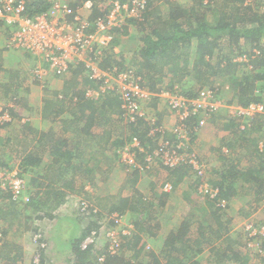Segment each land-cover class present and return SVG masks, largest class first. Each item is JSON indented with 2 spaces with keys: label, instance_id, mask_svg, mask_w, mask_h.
<instances>
[{
  "label": "trees",
  "instance_id": "1",
  "mask_svg": "<svg viewBox=\"0 0 264 264\" xmlns=\"http://www.w3.org/2000/svg\"><path fill=\"white\" fill-rule=\"evenodd\" d=\"M87 1L93 2V5L83 9ZM112 1L116 0H110L107 4L106 0H69L67 16L69 20L80 17L91 23L99 19H107L114 5ZM118 1L122 4L128 2V0ZM24 2L25 12L30 17L48 12L53 5L52 0H24ZM166 2L167 9L163 10L161 7L160 10L155 0H146L140 17H130L126 20L129 24L136 25L140 33L139 36L132 38L135 41L132 57L124 55L126 52H123L120 53L121 58H114V54L105 52L106 56L101 60L100 66L115 74L133 72L136 83L153 93L166 89L194 97L199 90L210 88L214 91L216 98L230 104L248 105L251 102L264 104V0H193L187 6L176 0H166ZM123 27L126 30L122 27H114L112 33H121L123 30L124 35L128 34V26ZM70 72L73 77L66 81L61 90L54 91L53 97L49 98L42 107V115L51 117L52 127L43 131L34 127L30 120L24 121L19 129L28 145L22 140H17L16 136H0V146L7 147L12 153L11 157L0 156V172L19 169L20 174L24 175L25 172L43 167L45 173L49 174L43 182L49 183L44 185L45 183L40 181L44 175L33 174L31 180L40 181L41 185L45 186V190L51 192L59 181H63L65 186L69 183L71 185L68 187L73 186L77 172L85 174L92 182L91 179L95 176L91 174L93 171L100 170L103 165L107 166L106 180H110L112 176L109 174H115L119 167L125 170L130 177V193L119 194L118 198L114 197L115 202L111 198L113 206L108 209L107 214L141 213L140 218L133 221L135 227L133 235L123 238L124 251L126 252V249L133 251L131 262L122 255H108L101 262L98 260L100 252H94L92 247L82 250L80 244L93 230L92 227H89L81 237H78L76 231L73 238H70L69 251L75 256L74 259H77L76 262L78 264H133L134 259L144 254V256L152 257L150 264H207V262L210 264L209 259L212 257L214 260L211 264H230V261L232 264H250L252 258L248 251L243 250L247 245L246 235L244 240L239 242L243 249L225 240L220 241L226 242V246H218L214 243L221 237L223 226L209 230L206 224L201 221L196 223L189 218V215L197 210L195 208L197 201L202 199H206V204L211 208L216 219L221 215V211L224 212V209L217 206L219 199L211 198L205 192L198 190V186L190 179L193 174L188 165L169 168L163 164L159 156L152 155V158L148 159L145 154H139L137 156L139 167L129 168V165L122 160L121 153L115 152L117 149L122 150L133 136L138 137L150 153L158 145L157 140L149 135L150 121L143 117H137L135 121H132L126 114V106L131 100H136V97L127 90L121 92L119 87L102 92L98 97L87 95L90 89H98L103 82L90 78V70L83 63L71 67ZM226 82L231 85L226 87L223 85ZM227 92L231 97H226ZM11 101L10 105L3 106V110L7 109L10 120L0 119V128L14 126L15 122L27 115L22 113L19 98L13 96ZM24 108L29 110L27 107ZM146 111L148 114L152 113L156 117V122L159 123L169 113V107L164 100L153 96L147 102ZM201 116L197 114L185 120L190 135L187 152L198 155L199 134L194 129ZM54 120H57V126ZM113 120L123 124L124 131H121L119 135L126 132L125 138L120 136L111 138L108 134L103 135L108 133L107 128L102 135L93 132L96 126L106 127ZM209 124L215 127L222 126L234 137L226 143L229 151L214 146L210 148L213 151L220 149L219 156L216 158L218 162L207 172L210 182L219 188V198L225 200L241 198L239 186H237L240 180L252 187L256 186L258 202L254 205L252 214L248 213L246 217L256 216L260 212L259 206L264 201V113L254 117L245 129L241 128L238 121L224 113L213 115ZM164 134L165 140L171 144L179 142L174 131L166 130ZM29 135L30 140H26ZM78 136L81 139L88 140L89 137L91 139L89 138L87 145L82 147L71 146ZM101 136H104L101 140L109 143L103 148L105 153L94 149V146L99 145L98 142L95 143V138ZM239 149L240 152L235 151ZM106 151L111 155H107ZM179 152L183 153V149ZM46 153L52 157L50 162H45ZM239 153L245 156L248 165L242 164ZM242 166L247 167L245 171ZM161 167L168 170L165 182H170L173 186L172 191L168 192L180 191L184 180L189 183V189L180 194L187 202L183 221L176 229L170 230L163 248L156 253L152 249L146 250L144 236L156 235L162 228L160 215H157L158 211L163 214V208L168 209L169 206L166 207V203L169 194L161 191L158 185L159 187H153L154 190L150 195H145L137 187V183L145 171ZM153 182L155 185L158 184L154 180ZM38 184L36 183L35 187ZM149 185L152 189L150 181ZM240 185L242 186V183ZM157 187L159 190L156 189ZM45 190L39 192L35 189L34 191L26 190L18 198H14V195L8 189H3L0 184V191L4 193V196L9 202L19 207L20 205L29 206L41 193H45ZM148 196H151L149 200ZM158 206L159 210L153 209ZM194 223L197 224L196 229L193 227ZM262 223L264 224V221ZM69 231V228H64V236ZM241 233L243 235V232ZM53 236L50 232L48 238L44 237L45 242L49 241L53 243V246H50L49 251H47V245L40 248L38 264L58 263L54 253L56 240ZM207 247L213 256L206 255ZM199 255L202 256L199 257ZM202 258H207V262ZM215 259L218 261L216 262ZM262 261L264 263V259Z\"/></svg>",
  "mask_w": 264,
  "mask_h": 264
},
{
  "label": "built area",
  "instance_id": "2",
  "mask_svg": "<svg viewBox=\"0 0 264 264\" xmlns=\"http://www.w3.org/2000/svg\"><path fill=\"white\" fill-rule=\"evenodd\" d=\"M145 2L146 0H128L127 3L122 4L118 0L112 1L114 5L107 15V19H99L91 23L80 17L73 20L65 19V15L69 14L68 4H53V9L63 12L57 17L48 13L51 9L48 12L30 17L25 12L24 0H0V28L6 27L12 30L16 27L6 44V48L25 51L38 56L44 55L48 68L58 75L62 76L69 73L71 67L75 65L85 64L90 70L89 77L103 82L98 89H90L87 95L98 97L102 92L117 87L120 88L121 92L127 90V92L132 93L136 100H131L126 106V114L132 121H135L137 117H143V119L150 121L149 135L157 140L158 145L150 153L139 138L133 136L121 150L122 160L129 165V168L138 166L137 156L145 154L148 159L152 158V155L159 156L163 164L169 168L188 165L192 169L193 181L198 186V190L205 192L211 198L219 199L217 206L224 209L225 212L230 202L219 198V188L212 184L208 178L207 172L212 164L202 160L196 153L187 152L190 135L185 120L193 115L201 114L202 116L194 129L200 134L202 128L208 125L213 115L224 113L238 121L241 128L245 129L254 117L259 113H264V104L260 102H251L248 105L230 104L216 98L214 91L210 88L199 90L194 97L166 89L153 93L136 83L133 72L115 74L102 68L100 66L101 60L106 56L105 52L110 51L108 45L114 40V35L110 31H113L114 27H121L119 21L125 22L130 17H140ZM92 5L93 2L87 1L84 7L88 9ZM94 25L101 26L103 32L105 31L106 41L98 40L96 35L87 36L84 34L88 26ZM62 40L70 41L73 44V50L62 48L60 46ZM153 96L164 100L169 107V113L159 123L156 122V117L152 113L148 114L146 111L147 102ZM0 119L10 120L7 109H1ZM166 130L174 131L179 142L171 144L165 140L164 132ZM226 133L229 132L226 131ZM158 135L159 137H157ZM181 149H183V153L179 152ZM223 149L229 151L225 146ZM0 184L3 189H8L14 198H18L26 190L25 176L20 174L19 169L0 172ZM172 189L173 186L170 182L164 183V191H172ZM83 205L85 208L87 203L83 202ZM124 216L120 213L102 215L100 218L103 223L107 222L109 229L105 233L101 232L98 227L93 229L82 240L81 249L87 250L92 247V250H95L100 248L101 250L96 251L100 252L98 260L101 262L108 255L124 256L123 238L131 237L135 231L133 223L128 225L123 223ZM241 229L248 238L245 250L248 251L251 258L253 257L254 261H252L264 264L262 263L264 259V224L247 219ZM1 237L2 234L0 233ZM34 241L39 244L36 259H34V263L38 264L40 261L39 250L46 246V242L41 232L34 236ZM150 248V245L146 246V249Z\"/></svg>",
  "mask_w": 264,
  "mask_h": 264
},
{
  "label": "rangeland",
  "instance_id": "3",
  "mask_svg": "<svg viewBox=\"0 0 264 264\" xmlns=\"http://www.w3.org/2000/svg\"><path fill=\"white\" fill-rule=\"evenodd\" d=\"M52 1H53L52 4L57 3V4H66V5L69 2V0H52ZM109 1L110 0H106V4L110 3ZM155 1L158 5V6L157 5L156 6L159 9L161 7H162L161 9H163V10L167 9L166 0H155ZM176 1H179V0H176ZM181 2L183 4H188V3L191 4L193 2V0H181ZM82 8L85 9L86 7H82ZM48 13L53 14L54 17H57L58 15L63 14L62 11L56 10L53 8H51V10ZM67 18H68L67 15H65V19H67ZM119 26H121L122 28H124L123 26H128V29H127L128 34H125V35L123 34V30H126L125 28L121 31V33H118V32L112 33L114 35V40H113V42H111L110 45H108V48L110 47L109 52L114 54L113 55L114 58L115 57L121 58L120 53H123V52H126V54H124V55L132 57L133 56V49L135 48V45H134L135 41H133L132 38H133V36L137 37L140 35L139 30L136 27V25L129 24L126 21L125 22L119 21ZM15 29H16V27L12 28V30L9 29L10 33L12 34ZM110 32H112V30ZM84 34L87 36L96 35L98 40L106 41V37L104 35L105 31L103 32L101 26L99 27V25L98 26L97 25L88 26V28L86 29V33L84 32ZM10 37H11V35L8 37L6 44L9 41ZM115 39L116 40L118 39V41H115ZM120 40H121V42H120ZM129 43H131V44H129ZM60 46L62 48H69L71 50H73V48H74L73 44L67 40H62L60 43ZM129 49L132 50L131 53H130ZM7 50L13 51L14 49L9 48ZM17 51L22 52L20 50H17ZM22 53L27 54L34 61L33 67L31 69H29V71H31L30 79L31 80L33 79L35 84L39 82L38 85L41 87L40 88L41 91L47 93L46 98H52L54 91L60 90L61 87L59 89H57V86L55 87V84H54V82L57 79L62 78L64 80V78H67V80H70L73 77L71 72L61 76V75L56 74L53 70H50L48 68L47 62L44 60V55H42V54H40L38 56L35 54H30V53L25 52V51ZM67 55H70V54H67ZM28 81L29 80H26V82H25L26 86H27ZM221 82H223V81L221 80ZM221 82H219V83H221ZM195 83H198V82L195 81ZM31 85H32V87L35 86L33 83ZM223 85H226V87H229L231 85V83L229 85V83L226 82ZM33 89L35 91L37 88H33ZM228 92L226 93V95H227L226 97L229 98V97H231V95H229ZM39 102H40V100H39ZM11 103H12V101H11ZM11 103L3 105V106L10 105ZM3 106L0 107V111L3 108ZM36 109H38V108H36ZM36 109L32 108L28 111L26 110V108L23 109L22 113L27 114V115H25V118H22V119L18 120V122H15L14 126H8L6 128H0V136H2V137L16 136L17 140L18 139L22 140L23 142H25L26 145H28L27 144L28 142H26L23 139V134H22V131L19 129V127L22 125V123L24 121L26 122L28 120H30L33 124H35L34 123L35 120H37L38 123L42 124V120H41L42 116H40V115L37 116L38 113H37V115H35L34 111ZM44 120H46V119H44ZM46 121L47 122L51 121V117H49V121H48V118ZM54 124L56 126L58 125L57 120L56 121L54 120ZM35 127H36V125H35ZM122 127H123L122 123L114 122V125H113V129H114L113 136H114V138H115V136H120V137L125 138V136L127 135L126 132L123 135H119V133L121 131H124V129H122ZM211 128L213 129L210 132L213 136L212 138H216V144L213 145L214 147L222 149L223 146L226 147V145H227L226 143L229 140H232L234 138L230 133H226V131L222 128V126H217V127L212 126ZM30 137H31L30 135H29V137H26V140H30ZM99 145H102V144H99ZM99 145H97L95 147V149L99 150V152H100L102 150H100L101 147ZM211 147L209 146V148L206 149L207 151L204 154L208 158L207 162L209 161V163H211V160H214L215 162H213V163L215 165L218 162V159H216V158H218L217 156H219L220 149H218L217 151H213V150H210ZM0 148H3L0 150V156H2V155L4 157H11L12 156V153H10L8 151L7 147L0 146ZM235 151L240 152V149L238 151L237 150H235ZM115 152L121 153V150L117 149V150H115ZM204 154H202L201 156H203ZM239 154H240V156H239L240 159L238 157H236V158L241 160L243 165H248V161H246L245 156H243V155L241 156V153H239ZM210 166L213 167L212 165H210ZM242 168L245 171L247 167L242 166ZM158 169H159L158 173L154 174L153 177H151L150 175H147V173H146L147 171L144 172V174L142 176V182H141L142 186L141 187H143V185H146V187H147L148 186L147 184H149V180L156 181L158 183V185L161 184L160 182L165 179L166 172L164 173V169L162 167L158 168ZM106 170H107V166L103 165L101 168V171L100 172H99V170L97 171V172H99V175H96L95 171H93V173L91 174V176L96 177V179H95V177L91 179L92 182H94L96 184V186L93 185L95 189L91 190V188H85L83 186V184L86 182H91V181H89L90 178L81 172H77V175H76V186L77 187L75 188V192H71L68 190H67V192H65L64 189H62V191L54 189V191H51V192H49L48 190H45V193H43V194L41 193V195L38 196L37 199H34V202L32 204H30L29 206H26V205H24V206L20 205V207L15 206L13 203L9 202V200L4 196V193L0 191V233L2 234V237L0 238V264H34V259H36L35 258L36 252L38 250V245H39L36 241H34V236L38 232H42L44 234V237L46 236V238H48L47 236L51 232L54 235L53 237H55L56 246H54V253H55V256L57 257L58 263H53V264H78L76 262L77 259H74L75 256L69 251L70 250V243H71L70 238H73V234L76 231H77L78 237H81V235L89 227H92L93 229L98 227V229L101 232L105 233L106 230L109 229V227H108L107 222L103 223L102 219L100 218L102 216L101 214H103L104 216L109 215V214H107V212L109 211L108 209L113 206L111 198H113V200L115 202L116 198H114V197L118 198L119 194L125 195V194L130 193V188H131V185L129 183L130 177L127 175V173L125 172V170L122 167H119V170H117V172H115V174H113L112 178H110V180H108V182L106 180ZM162 172H163V174H162ZM25 173L26 174H24V176H25V181H26V190H29V191H34V189L38 190L35 187L37 182H33L31 180L33 174H37V170L34 169V171L25 172ZM109 175H111V173ZM190 177H191V175H190ZM87 178H88V180H87ZM190 179L193 182V177ZM241 183H242V186L240 185ZM187 184H189V183H187ZM237 186H239V196H241V198H237V201L239 202L238 203L239 206L242 207V213H241V215H238L239 219L237 220V222H238L237 226H242L240 228H243L244 222H246L247 219H249V220L255 219L258 223H262L264 221V201L261 203V206H259L260 212L257 213L256 216L245 217L246 215H248L247 213L252 214V209L254 208V205H256L258 202V201H256V198H258L257 193H256L257 187L256 186L252 187V186L248 185L247 183H244L243 180H242V182L240 180L238 182ZM160 187H161V185H160ZM186 187L189 188V186H186ZM43 188H45V187H43ZM97 188L99 189V191L97 190ZM57 189H60V188H57ZM156 189L159 190L158 187ZM148 193L149 192L147 191V194ZM148 195H150V193ZM172 196H173V199L171 200V203L168 205L169 206L168 209L166 208V210H165L163 208V214L159 213V211H158L157 216L160 215L161 223L163 226L162 230H165L166 227H167V229L170 227L171 224H169L167 226V224L169 222L173 223V222L177 221L176 219L172 220L174 218H170L169 215H171L173 213H177L179 211V209H180L179 203H177L175 201V199L180 200V197L178 196L177 198H175L174 192L172 193ZM150 197L151 196L147 197L148 200L150 199ZM205 200L206 199H202L201 201L203 203L201 202V204L205 205L206 204ZM172 201L175 203H173ZM83 202L87 203L85 208H83L84 207ZM171 207H172V209H170ZM207 207H208L207 209H211V208H209V206H207ZM155 208L158 209L159 206L154 207L153 209H155ZM207 209H206V212H207ZM229 209L230 208L228 207L227 211ZM193 212H195L194 217L204 218L206 216L204 211L200 210L199 208L197 210H194ZM87 214H88V216H86ZM124 214H126V213H124ZM140 214L139 213L134 214L132 212H130V213L127 212V214L123 218V223H125V225L126 224L127 225L132 224L133 221H136V220H138V218H140ZM207 214H209V213H207ZM142 216H143V213H142ZM196 226L197 225H194V228H196ZM207 227L208 226H206V228ZM64 228H69V230H70L69 233L65 236L63 234ZM243 235H244V232H243ZM239 238H241V236ZM244 238H245V235H244ZM211 239L215 240L214 237H211ZM102 241L104 242V240H102ZM147 244H148V242L145 243V246ZM214 244L218 245V246H222V247L226 246V242H221V241H215ZM46 245L48 246L47 251H49V250H51L50 246L51 245L53 246V243L48 241V242H46ZM237 246H239V245H236V247ZM150 249H146V250H150ZM207 249H208V247H207ZM244 249H245V247H244ZM96 250H101V249L96 248L94 250V252ZM209 251L210 250L208 249L207 252H209ZM207 252H206V255H209ZM124 254H125L124 256H126L128 262H129V259L131 262V260L133 258L132 257L133 251L126 249V252ZM147 256L148 255L144 256V254H142V257H139L136 260L134 259L133 264H150V263H148V257ZM211 256H213L212 253H210L209 257H211ZM206 259L207 258H205L204 261H206ZM212 260H214V257L209 259L210 264H211V262H213ZM215 261L217 262L218 260L215 259ZM250 263L251 264H259V263H252V261ZM50 264H52V263H50ZM207 264H208V262H207ZM230 264H232V261H230Z\"/></svg>",
  "mask_w": 264,
  "mask_h": 264
},
{
  "label": "crops",
  "instance_id": "4",
  "mask_svg": "<svg viewBox=\"0 0 264 264\" xmlns=\"http://www.w3.org/2000/svg\"><path fill=\"white\" fill-rule=\"evenodd\" d=\"M177 2L180 4H183L181 2V0H179ZM189 4L190 3L183 4V5L187 6ZM10 35H11V33H10L8 28H6V27L0 28V107L3 105L11 103V98L13 96H16L17 98H19V101L21 102L22 110L25 109L24 107L29 108V110L32 108L33 109L38 108L34 112H35V115H37V113H38L37 116H39V115L42 116L41 117L42 124L38 123V121L35 120V122H34L35 124H33V125H34V127L36 125V127L39 130L46 131L47 129H49L50 127L53 126V123L51 121H49L48 117H43L41 111H42V107L45 105L46 101L49 98H46V95H47L46 92L41 91V89H40L41 87L38 85L39 82L35 84L33 79L32 80L30 79L31 71H29V69H31L34 65V61L30 58V56H28L25 53H22L24 51L19 52L17 50H13V51L7 50L8 48H6V41ZM26 80H29L27 82V86L25 84ZM66 81H68L67 78H64V80L62 78H59L55 82L54 81L53 82L55 84V87L57 86V89H59L61 87L60 88V90H61L64 87V85L66 84ZM31 82L35 85L34 87H32ZM33 88H37V89L34 91ZM39 100H40V102H39ZM65 114H63V115H65ZM47 118H48L49 122L46 121ZM44 119H46V120H44ZM114 122H116V120H113L112 122L108 123V126H106V127H104V126H98L97 127L96 126L93 129V132L96 134L101 133V135H102V133L104 131H106V128H107L108 133H104L103 135L107 136V134H108L109 137L114 138V136H113ZM211 127H212V125H210V124L203 127L200 134H199V144H198V148H197L199 156L204 154L207 151L206 149L209 148V146L211 147V146L216 144V138H212L213 136L210 133L213 130ZM102 137H104V136H101L99 138H95V141H96L95 143L98 142L97 144H102V145H99L101 147L100 150H102L100 152L105 153L103 148L106 145H108L109 143H106L105 140L104 141L101 140V139H104ZM89 138H88V140H89ZM88 140L85 138L81 139V137L78 136L75 143L72 144L71 146L74 147L75 145H77L78 147H82L84 145H87L86 143ZM96 146H94V149ZM95 150H97V149H95ZM106 153H107V155H111L110 153L108 154L107 151H106ZM111 153H112V150H111ZM111 157H113V156H111ZM200 158H202V160H204L206 162L208 160V158L205 154L203 156H201ZM51 159H52V157L49 155V153H46L45 162L46 161L50 162ZM213 162H215V161L211 160V163H209V161H208V163L212 164V166L214 165ZM55 169H56V165H55ZM158 170L159 169H151V170L147 171V175H150L151 177H153L154 174L158 173L157 172ZM100 171H101V169L99 170V172ZM45 172L46 171L43 170V167L37 168V175L38 176L44 175L43 178H40V181L42 180V182L45 181L44 178L49 175V174H46ZM99 172H96V175H99ZM165 172H166L165 178H167L166 176H167L168 170L164 169V173ZM162 174H163V172H162ZM38 176H36V177L39 178ZM111 176H113V173L111 174ZM110 178H112V177H110ZM95 179H96V177H95ZM108 180H107V182H108ZM40 181L37 182L39 184L36 186V189H38L37 190L38 192L41 190H45V188H43V187H45L44 185L49 183L48 181L43 182L45 184L42 186ZM149 181H150V184L152 185V189H150L151 187L149 184H147L148 185L147 187H146V185H143V187H141L142 186L141 185L142 177L139 178V181L137 183V187L145 195H148L149 193L151 194L154 190L153 187L158 186V184L155 185V182H153V180H149ZM165 181H166V179H164L163 181L160 182L161 187H162V184L165 183ZM74 183L75 184L73 186L68 187L71 185L70 183H69V185L65 186L63 181H59L56 183L57 185L55 186V190H61L62 191V189H64L65 192H67V190L71 191V192H75V188L77 187L76 181ZM93 185L96 186V184L94 182H86L83 184V186L85 188H91V190L95 189ZM186 186H188V184H187V181L184 180L182 183L180 191L178 190V192H174L175 198H177L178 196L180 197V200L175 199V201L177 203H179L180 209L177 213H173V214L169 215V217L174 218L172 220L176 219L177 221H175L173 223L169 222L167 224V226L169 224H171V225L168 229L166 227L165 230H162V228H163V226H162V228L160 229V231L156 235L144 236V238L146 239L145 243L148 242L147 245L151 246V249L153 252L159 253L161 251V249L164 246L166 236L168 235L170 230H172L174 228L176 229L180 225V223L183 221V219H184L183 213H184L185 207L187 205V202H186L185 198L183 196H181L180 194H181V192L183 193V192H185V190L189 189ZM57 188H60V189H57ZM160 189L164 193L169 194V196L167 198V203H166V207H168V205L171 203V200L173 199V196H172L173 192L164 191L162 188H160ZM97 190L99 191L98 188H97ZM182 190H184V191H182ZM147 191L149 192L148 194H147ZM237 198H240V197H237ZM237 198L231 199V201L229 200V202H230L229 208L230 209L228 211L221 212V216L217 217V219L212 214V211L210 209H207L208 207L206 204L203 205V204H201L202 201H197V205L195 206V208H197V209L200 208L201 210H203L206 216L204 218L194 217V213H195L194 212V213H191L189 215V218L194 220L196 223H198V221H201V223H204V224H206V226H208L209 230L214 229L215 227L218 228V226H223V232L221 233V235H220L221 237H219L218 241H220V240H225L226 242L231 241L234 246H236V243L238 242L237 245H239V242H241V240L242 241L244 240V235H242V233H241L242 229L240 227H242V226H237L238 225L237 220L239 219L238 215H241V213H242V207L239 206V204H238L239 202L237 201ZM173 203H175V202H173ZM206 209H207V212H206ZM207 213H209L210 215ZM196 223H194V225H197ZM43 236H44V234H43ZM240 236H241V238H239ZM210 247H211V245H210ZM238 247L243 249V247L240 245ZM243 250H245V249H243ZM207 251H208V249H207ZM204 252H206V251H204ZM207 253L210 255L211 251H209ZM202 255H204V254H202ZM202 255H199V257H201ZM147 257H148V263H151L152 257L151 256L150 257L147 256Z\"/></svg>",
  "mask_w": 264,
  "mask_h": 264
}]
</instances>
